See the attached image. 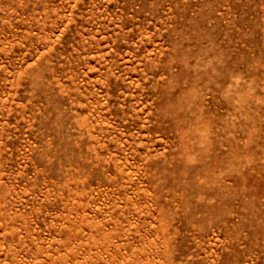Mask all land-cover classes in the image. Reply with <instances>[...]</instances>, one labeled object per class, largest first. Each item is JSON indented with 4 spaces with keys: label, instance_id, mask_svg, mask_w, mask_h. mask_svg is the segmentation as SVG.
Segmentation results:
<instances>
[{
    "label": "rangeland",
    "instance_id": "1",
    "mask_svg": "<svg viewBox=\"0 0 264 264\" xmlns=\"http://www.w3.org/2000/svg\"><path fill=\"white\" fill-rule=\"evenodd\" d=\"M0 264H264V0H0Z\"/></svg>",
    "mask_w": 264,
    "mask_h": 264
}]
</instances>
